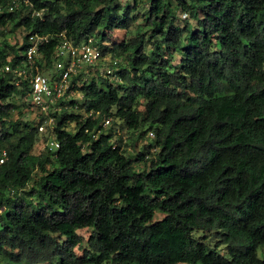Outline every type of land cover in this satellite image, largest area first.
Here are the masks:
<instances>
[{"label": "trees", "instance_id": "obj_1", "mask_svg": "<svg viewBox=\"0 0 264 264\" xmlns=\"http://www.w3.org/2000/svg\"><path fill=\"white\" fill-rule=\"evenodd\" d=\"M7 1L0 35L25 33L0 42V65L47 34L46 72L62 30L124 61L119 81L76 86L51 133L11 118L27 87L0 72V264H264V0H146L135 13V0ZM131 23L127 39L103 42ZM120 130L134 146L153 137L126 153Z\"/></svg>", "mask_w": 264, "mask_h": 264}, {"label": "built area", "instance_id": "obj_2", "mask_svg": "<svg viewBox=\"0 0 264 264\" xmlns=\"http://www.w3.org/2000/svg\"><path fill=\"white\" fill-rule=\"evenodd\" d=\"M21 0H8L6 10L11 11ZM23 4H28L27 0H22ZM30 15L41 19V10H31ZM59 39L53 46L51 58L47 71L43 72L44 57L39 51V47L48 41L47 34L32 33L26 38V47L18 60L11 62L12 55H8L5 62L0 65V72H10L15 78L14 84L19 86V81L26 84L27 89L22 94L23 102H27L37 112L36 119L38 132H52L55 124V116L69 99L80 98L82 94L75 88L81 85L90 75L94 68L93 76L109 78L119 81L120 78L114 73L115 65L120 61L118 57H108L107 63L101 62L105 59V54H101V49L96 44L93 35H88L80 42L74 44L65 37L64 30L58 33ZM103 67L98 68L99 64ZM40 65V66H39ZM79 96L77 97L76 95ZM65 106V105H64ZM81 117H96V112L92 110L83 111ZM40 119V120H39ZM109 117L101 118V130L109 123ZM93 133L96 137L99 130ZM149 137H153L151 132ZM48 147L56 148L57 141L53 136L47 137L44 142ZM155 147L149 148L153 152ZM1 155H4L2 151ZM147 158V155L145 156Z\"/></svg>", "mask_w": 264, "mask_h": 264}, {"label": "rangeland", "instance_id": "obj_3", "mask_svg": "<svg viewBox=\"0 0 264 264\" xmlns=\"http://www.w3.org/2000/svg\"><path fill=\"white\" fill-rule=\"evenodd\" d=\"M118 3H121V4H126L127 2L131 3V0H116ZM136 4H137V7L134 9V13L139 10V11H143L146 9V6H147V1L146 0H135ZM178 16L180 17V19L186 17L185 14L181 13V12H178ZM137 22H139L137 20ZM192 22V21H191ZM136 23V22H135ZM135 23H131L129 25V27L127 28V30H124V29H110V30H106L105 31V36H106V41H103L105 42L106 44H111V43H114V42H119L121 40H125L127 39L129 36H131L134 32V29H135ZM181 25L182 22L180 20H178L177 22V25ZM6 28H9V25L7 24L6 25ZM0 30H2L0 28ZM4 31V29L2 30ZM24 34V31L22 30V28H16L14 31H8V32H5L4 35H0V42L2 40H5L8 44H12V43H15L18 41V37H21L22 35ZM97 38V37H96ZM112 56L111 53H106L105 54V59L106 60H102L100 61L99 63L101 62H106L108 61V57ZM120 60L123 62L124 60L120 58ZM178 61V57H177V60L176 58L173 59L172 61V64H176ZM104 63L102 64H99L97 67L98 68H101L103 67ZM91 75L90 76H93V74L95 73L94 71V68L91 69ZM77 97L79 96L76 95ZM14 99V100H13ZM13 102L16 103L17 107L16 109H14L13 111H11V118L13 119H17L19 118L20 119V115L18 114L19 111L23 114V118L24 119H33L34 120V117L36 116V110L33 109V107H31L27 102H23L22 98H14L13 97ZM72 124L69 125L68 128H71ZM109 126V124L106 125V127L104 129H106L107 127ZM118 130V129H117ZM121 133V136H122V143H124L123 145V148L125 149V152L126 153H133L135 152L137 149H139L141 147V145L145 142H147L148 140L151 139V137H149V135H145L144 138L142 139H138L137 142H136V145L134 146L132 144V140L134 139L133 137L131 138L129 133H127L126 131L124 130H120L119 131ZM120 136V135H119ZM42 144L40 143L39 140H37L34 144H33V147H32V150L31 152L32 153H37L41 148H42ZM139 165V164H138ZM29 185V183H28ZM161 214H156V218L157 217H160ZM88 232H89V228H81V229H78L77 230V233L81 236V243L78 247H76L74 249L75 253L77 255H79L81 253V248L82 246H84L85 244V239L88 235ZM134 264V263H133ZM177 264H186L184 262H179Z\"/></svg>", "mask_w": 264, "mask_h": 264}, {"label": "clouds", "instance_id": "obj_4", "mask_svg": "<svg viewBox=\"0 0 264 264\" xmlns=\"http://www.w3.org/2000/svg\"><path fill=\"white\" fill-rule=\"evenodd\" d=\"M24 33H25V31H24Z\"/></svg>", "mask_w": 264, "mask_h": 264}]
</instances>
